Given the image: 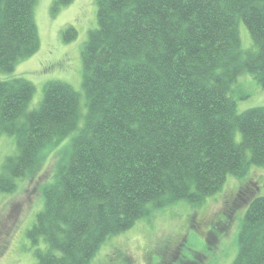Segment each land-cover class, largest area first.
<instances>
[{
  "label": "trees",
  "instance_id": "obj_1",
  "mask_svg": "<svg viewBox=\"0 0 264 264\" xmlns=\"http://www.w3.org/2000/svg\"><path fill=\"white\" fill-rule=\"evenodd\" d=\"M37 1L0 0L2 72L40 50ZM73 1L56 0L54 12ZM96 2L98 27L81 55L88 111L42 188L44 209L27 233L48 244L36 264H90L151 211L201 204L229 175L264 167V107L239 114L230 97L246 72L264 87V0ZM241 21L254 45L246 53ZM76 37L73 27L63 32L65 42ZM35 91L25 79L0 81V137L17 145L0 173L3 193L78 130L80 96L69 84L47 83L26 113ZM233 264H264V197L247 208Z\"/></svg>",
  "mask_w": 264,
  "mask_h": 264
},
{
  "label": "rangeland",
  "instance_id": "obj_2",
  "mask_svg": "<svg viewBox=\"0 0 264 264\" xmlns=\"http://www.w3.org/2000/svg\"><path fill=\"white\" fill-rule=\"evenodd\" d=\"M55 1L38 0L35 7L40 50L20 60L12 72L0 70V81L25 79L35 86L26 113L40 107L47 83L69 84L80 96L78 130L45 153L35 174L16 180L14 193L0 191V264H36L37 251L48 248L43 238L38 244L32 243L27 233L44 209L42 188L53 181L65 146L83 127L88 111L81 55L90 32L98 27L97 2L74 0L54 12ZM70 27L77 37L65 42L63 32ZM238 30L242 51L253 50L252 38L242 21ZM230 97L239 114L264 107V87L247 72L238 77ZM234 137L236 143L242 141L239 132ZM15 139L6 134L0 137V173L6 158L17 154ZM255 197H264V167L252 165L244 178L229 175L222 189L201 204L178 201L151 211L130 230L109 238L90 264H233L242 221Z\"/></svg>",
  "mask_w": 264,
  "mask_h": 264
},
{
  "label": "bare ground",
  "instance_id": "obj_3",
  "mask_svg": "<svg viewBox=\"0 0 264 264\" xmlns=\"http://www.w3.org/2000/svg\"><path fill=\"white\" fill-rule=\"evenodd\" d=\"M55 82V81H54ZM61 82V81H60Z\"/></svg>",
  "mask_w": 264,
  "mask_h": 264
}]
</instances>
